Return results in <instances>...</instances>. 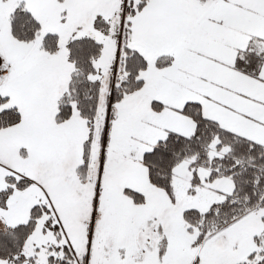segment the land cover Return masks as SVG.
Here are the masks:
<instances>
[{
	"label": "snow or ice",
	"instance_id": "6c2138e0",
	"mask_svg": "<svg viewBox=\"0 0 264 264\" xmlns=\"http://www.w3.org/2000/svg\"><path fill=\"white\" fill-rule=\"evenodd\" d=\"M0 264H264V0H0Z\"/></svg>",
	"mask_w": 264,
	"mask_h": 264
}]
</instances>
